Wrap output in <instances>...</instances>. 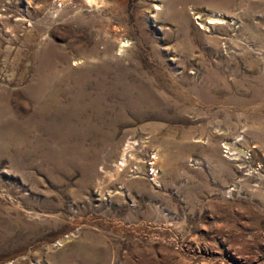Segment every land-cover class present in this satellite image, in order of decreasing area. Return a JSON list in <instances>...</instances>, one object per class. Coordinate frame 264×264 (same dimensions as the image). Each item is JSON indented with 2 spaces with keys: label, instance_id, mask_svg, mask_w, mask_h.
<instances>
[{
  "label": "rangeland",
  "instance_id": "obj_1",
  "mask_svg": "<svg viewBox=\"0 0 264 264\" xmlns=\"http://www.w3.org/2000/svg\"><path fill=\"white\" fill-rule=\"evenodd\" d=\"M49 48L95 104L0 137V264H264V0H0L4 123Z\"/></svg>",
  "mask_w": 264,
  "mask_h": 264
},
{
  "label": "bare ground",
  "instance_id": "obj_2",
  "mask_svg": "<svg viewBox=\"0 0 264 264\" xmlns=\"http://www.w3.org/2000/svg\"><path fill=\"white\" fill-rule=\"evenodd\" d=\"M8 54V52H5L4 56L6 57ZM57 61H59V56H56L55 49L49 48L43 50L40 54L38 64L33 68L34 79L25 88V92L29 94L34 104V111L25 120L19 121V119L9 118L8 120L6 119L5 123V120H0V137L3 140H9L15 146L21 143L29 144L31 140L29 137L30 131L33 129H40L44 133H48L49 138L53 140L58 131L71 128L72 122L83 110L87 109L86 104H95L90 100H87V102H85V99L80 100L78 96H68L69 87L64 85L65 83L59 79V70L56 71L54 66V62L56 63ZM43 62L48 63H46L45 68L43 67ZM2 91L3 93H0V115H7L8 107L4 104L7 93H5V89ZM140 99L142 100V95H140ZM50 155L53 158L52 153Z\"/></svg>",
  "mask_w": 264,
  "mask_h": 264
}]
</instances>
